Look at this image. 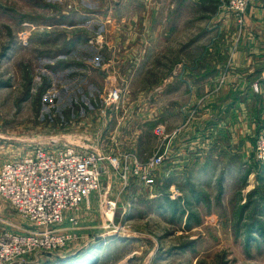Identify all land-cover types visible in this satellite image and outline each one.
<instances>
[{"label": "rangeland", "instance_id": "1", "mask_svg": "<svg viewBox=\"0 0 264 264\" xmlns=\"http://www.w3.org/2000/svg\"><path fill=\"white\" fill-rule=\"evenodd\" d=\"M173 1L180 10L175 29L185 18L184 30L198 35L203 26L212 27L217 12H227L217 1L203 18V0ZM160 3L167 7V0ZM153 4L0 0V169L36 148L54 153L67 146L115 156L121 171L108 165L98 188L52 224H36L0 195V244L7 246L0 264H264V158L258 145L264 127L248 148L232 153L244 161L239 170L222 159V173L207 179L198 171L203 85L168 92L152 70L104 67L109 35L119 63L129 31L150 29ZM201 45L196 67L203 65ZM184 57L176 54V80ZM111 88L121 90L115 105L106 103ZM183 144L185 151L176 154ZM158 154L162 162L143 170L140 165ZM173 170L177 175L168 183L165 174ZM13 236H34L43 244L11 246Z\"/></svg>", "mask_w": 264, "mask_h": 264}, {"label": "crops", "instance_id": "2", "mask_svg": "<svg viewBox=\"0 0 264 264\" xmlns=\"http://www.w3.org/2000/svg\"><path fill=\"white\" fill-rule=\"evenodd\" d=\"M217 1L203 0V18H208V11L217 9ZM156 3L151 8L150 29L129 31L127 45H121V59L127 63L115 61L113 35H109L110 44L106 47L109 56L104 58V67L110 71L125 67L133 71L152 70L158 77L157 83L163 81V86L170 88L168 92L197 82L203 85V168L197 167L198 171H203L207 179L215 178L223 171L218 169L222 159L225 165L235 164L239 170L244 161L240 158V163L238 155L232 153L248 148L250 137L264 127V0H248L242 27L236 25L231 13L217 12L212 27L203 26L200 35L199 31L184 30L185 18L180 21L181 29H175L180 10L175 9L173 0H167L166 8H162L160 0ZM185 3L183 0L182 5ZM187 20L190 22V15ZM145 21H140L142 26ZM202 42L203 65L199 61L196 67L195 55ZM177 53L185 55L178 60V71L181 69L182 74L178 80ZM195 67L200 70L197 75L191 73ZM182 148L185 151L186 144L177 146L175 153ZM224 150L232 155L225 157ZM175 172H166L168 183H172Z\"/></svg>", "mask_w": 264, "mask_h": 264}, {"label": "built area", "instance_id": "3", "mask_svg": "<svg viewBox=\"0 0 264 264\" xmlns=\"http://www.w3.org/2000/svg\"><path fill=\"white\" fill-rule=\"evenodd\" d=\"M248 0H218L219 8H226L238 23L244 24ZM121 99V90L111 88L106 96L108 105ZM160 135V127L155 129ZM264 158V138L258 142ZM29 156L8 162L0 169V195L7 199L22 216L38 225L52 224L62 219L63 211L75 207L98 188L102 172L108 165L120 175V162L115 156L97 153H80L72 147H59L56 152L36 148ZM162 154L151 157L142 166L148 170L162 162ZM140 167L135 165L134 173ZM40 238V237H39ZM42 239V238H41ZM11 246L32 247L43 244L34 236H13ZM7 247V246H5ZM0 244V250L5 253ZM10 247V246H9Z\"/></svg>", "mask_w": 264, "mask_h": 264}]
</instances>
